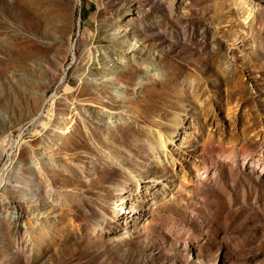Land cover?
<instances>
[{
  "label": "rangeland",
  "instance_id": "obj_1",
  "mask_svg": "<svg viewBox=\"0 0 264 264\" xmlns=\"http://www.w3.org/2000/svg\"><path fill=\"white\" fill-rule=\"evenodd\" d=\"M0 264H264V0H0Z\"/></svg>",
  "mask_w": 264,
  "mask_h": 264
},
{
  "label": "bare ground",
  "instance_id": "obj_2",
  "mask_svg": "<svg viewBox=\"0 0 264 264\" xmlns=\"http://www.w3.org/2000/svg\"><path fill=\"white\" fill-rule=\"evenodd\" d=\"M30 151H34L33 149H30ZM53 157V156H52ZM44 159V157H42V160ZM52 159H55L54 157ZM42 160L41 159H36V167H37V170H38V174L39 175H43V173H45L46 175H48L47 173V170L46 168L42 165ZM51 162V160H50ZM47 177V176H46Z\"/></svg>",
  "mask_w": 264,
  "mask_h": 264
}]
</instances>
